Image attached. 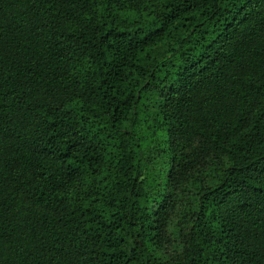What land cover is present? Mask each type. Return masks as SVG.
<instances>
[{
    "label": "trees",
    "instance_id": "obj_1",
    "mask_svg": "<svg viewBox=\"0 0 264 264\" xmlns=\"http://www.w3.org/2000/svg\"><path fill=\"white\" fill-rule=\"evenodd\" d=\"M0 264H264V0H0Z\"/></svg>",
    "mask_w": 264,
    "mask_h": 264
}]
</instances>
